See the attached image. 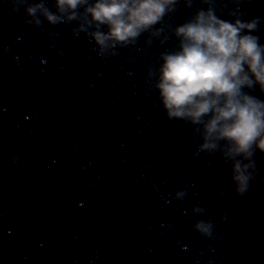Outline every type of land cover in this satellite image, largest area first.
Masks as SVG:
<instances>
[{"label":"water","instance_id":"95a60500","mask_svg":"<svg viewBox=\"0 0 264 264\" xmlns=\"http://www.w3.org/2000/svg\"><path fill=\"white\" fill-rule=\"evenodd\" d=\"M192 5L179 0L159 37L105 58L73 34L77 22L36 27L0 0V264H264V153L236 195L230 165L168 118L149 76L178 48L174 29L207 7ZM228 10L217 14L233 20ZM241 10L261 18L264 43V0ZM199 220L213 222L212 238Z\"/></svg>","mask_w":264,"mask_h":264},{"label":"clouds","instance_id":"9594fccd","mask_svg":"<svg viewBox=\"0 0 264 264\" xmlns=\"http://www.w3.org/2000/svg\"><path fill=\"white\" fill-rule=\"evenodd\" d=\"M12 2L14 11L25 8L31 17L25 23L36 27L41 26L40 17L51 25L77 22L73 34L85 33L94 40L98 55L106 58L115 56L117 48L135 45L144 33L159 37L163 27L155 26L178 10L179 0H55V13L44 0ZM201 2L206 9L174 29L178 48L163 53L160 67L149 76L155 78L168 118L194 127L203 140L201 152L213 158L221 155L232 168L236 195L243 197L256 177L255 154L264 153V100L254 94L258 87L264 95V43L254 35L262 20L244 19L242 5L251 0ZM185 3L192 8V0ZM226 10L233 20L217 14ZM185 195L178 191L176 199L183 201ZM192 211L203 216L206 208ZM194 227L202 236L213 237L211 220H199Z\"/></svg>","mask_w":264,"mask_h":264}]
</instances>
